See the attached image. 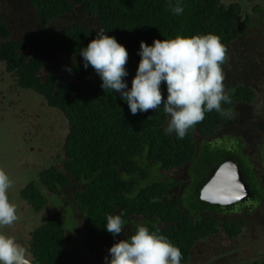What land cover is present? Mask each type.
<instances>
[{
  "label": "trees",
  "instance_id": "1",
  "mask_svg": "<svg viewBox=\"0 0 264 264\" xmlns=\"http://www.w3.org/2000/svg\"><path fill=\"white\" fill-rule=\"evenodd\" d=\"M24 1L44 26L75 14L94 22V26L79 21L68 23L56 35V50L69 60L67 68L72 69L67 71V77L73 82H67L60 78V69L49 64L44 51L28 56L25 41L11 40L9 29L0 17V62H4L7 70L16 75L20 89L40 95L69 122L66 171L84 186L77 191L74 199L90 222L87 234L89 245H98L108 233L104 228L108 215L121 213L126 218L132 213L161 214L168 219L169 214L182 222L170 229H155L154 232L166 236L186 257L194 241V232L197 237L202 236L209 228L202 227L201 223L198 228L189 224L192 218L188 210L179 208L178 202L174 203L175 206L168 201L163 202V198L156 196L154 186L149 189L141 187L140 191L134 192L135 182L124 181L125 175L132 174L138 167L149 168L147 165L151 162L165 169L193 165L199 157L204 160L210 155L212 162L216 163L212 166L215 171L222 162L236 159L237 155L230 154L223 146L213 144L210 146L213 149H207L209 145L206 142L199 147L195 139L196 134L214 136L228 115L221 116L215 111L206 113L204 120L190 129L183 139H177L174 133L165 135L163 130L167 127L168 116L162 105L156 111L132 115L118 94L103 91L101 80L91 67L84 69L79 52L95 38V31L103 28L129 53L126 64L129 76L126 79L130 86L140 60L138 50L141 41L151 45L153 39L214 34L227 48L226 63L222 67L231 103H222V108L229 113L235 109L236 103H249L254 98L249 84L242 81L234 83L235 78L225 73L226 70L230 73L232 66L236 69L240 66L242 59H235L228 48L240 38L239 33L246 23H239L237 10L234 7L228 9L223 0H179L184 8L180 16L170 11V6L177 0ZM228 65L229 69L226 68ZM248 65L250 67L246 71H253L256 76L257 66L250 62ZM244 76V79H253ZM43 180L49 192L55 195L62 194L57 187L59 184L66 186L69 183L64 173L56 171L45 173ZM23 192L37 210L46 205V198L35 186L29 185ZM63 216L62 213L51 214L34 231L32 254L37 264H59L68 256ZM251 264H264V260Z\"/></svg>",
  "mask_w": 264,
  "mask_h": 264
},
{
  "label": "flooded vegetation",
  "instance_id": "2",
  "mask_svg": "<svg viewBox=\"0 0 264 264\" xmlns=\"http://www.w3.org/2000/svg\"><path fill=\"white\" fill-rule=\"evenodd\" d=\"M223 1L228 9L234 7L237 10L239 23H246V27L239 33L240 38L228 48L235 59H242L240 66L238 69L232 66L235 71L230 69V73L228 70L225 73L235 78L234 83L242 81L249 84L254 98L249 103H236L235 109L228 113L216 134L212 137L199 135L197 143L200 147L206 142L209 145L207 149H213L210 146L218 144L227 148L230 154L237 155L236 159L228 162L235 163L240 169L250 192L249 197L225 206L202 200L203 187L218 169H212L216 163L212 162L210 155L204 157V160L199 157L193 165L165 169L151 162L147 165L149 168L138 167L132 174L125 175L124 180L135 182L134 192L140 191L141 187L149 189L154 186L156 196L163 198V202L168 201L172 206L178 202L179 208L188 210L192 218L189 224L198 228L201 223L202 227L209 228L202 236L197 237L196 231L194 232V241L181 264H251L264 260V255L261 259H253L260 256L256 249H251V253H243L246 244L255 240L256 230L264 229V0ZM14 3L18 6L17 9ZM23 5L40 22L35 11L24 0H4L3 6L0 5V17L7 15L10 19V11L16 12ZM9 19L2 20L9 29L11 40L25 41L28 45L25 53L28 56L43 51L33 48L31 39L34 34L24 28L21 19L18 23L9 22ZM40 25L44 29L48 28L42 22ZM248 62L257 66L256 76L253 71H246L250 67ZM54 65L59 69L57 64ZM226 68L229 69V65ZM59 74L62 80L73 82L67 77V70L61 68ZM244 75L253 79H244ZM16 78L15 74L7 70V65L0 62V83H3V88L0 87V169L5 171V163L14 167L9 173L6 172L13 181L8 195L10 201L17 206L19 215V220L3 231L15 237L28 250L31 263L37 264L32 254L33 233L53 213H70L75 221L70 230H66L68 256L59 264H66L73 255L72 260L76 264H104L108 249L119 240L130 238L138 226L144 225L153 231H163L182 222L169 214L168 219H165L161 214L151 216L132 213L126 218L122 216L125 224L120 235L113 237L107 233L98 245L90 246L87 241L89 219L81 213L74 199L77 191L84 186L66 171L69 159L66 152L67 137L70 134L69 122L63 115L68 129L66 131V127L56 121L57 110L51 108L45 100L39 106L32 102L26 109H17L15 105L20 101L17 94L24 90L18 87ZM57 117H61L60 111H57ZM198 153L202 156L201 150ZM224 163L227 162L224 161L221 165ZM54 171L64 173L69 180L68 185L57 186L61 189V195L50 193L43 180L45 173ZM15 175L17 176L13 178ZM29 185L35 186L46 198L47 203L43 209L37 210L34 203L24 196L23 191ZM58 208L60 210L55 211ZM70 234L77 238L73 246L69 242Z\"/></svg>",
  "mask_w": 264,
  "mask_h": 264
},
{
  "label": "clouds",
  "instance_id": "3",
  "mask_svg": "<svg viewBox=\"0 0 264 264\" xmlns=\"http://www.w3.org/2000/svg\"><path fill=\"white\" fill-rule=\"evenodd\" d=\"M170 11L180 16L184 8L177 0ZM95 33V38L80 49L83 67L86 70L91 67L101 80L103 91L118 94L132 115L156 111L162 105L169 117L164 134L174 133L177 139H183L202 122L206 113L228 115L222 108V103H231L222 67L226 63L227 48L218 36L153 39L151 45L141 41L140 60L129 86L126 47L114 36L107 35L103 28ZM66 70L72 71L70 67ZM12 187V179L0 169V264H31L28 250L3 231L19 220L17 206L8 195ZM124 224L122 214L108 215L104 228L116 237L122 233ZM182 259L180 248L166 236L140 225L130 238L121 239L108 249L104 264H181Z\"/></svg>",
  "mask_w": 264,
  "mask_h": 264
},
{
  "label": "rangeland",
  "instance_id": "4",
  "mask_svg": "<svg viewBox=\"0 0 264 264\" xmlns=\"http://www.w3.org/2000/svg\"><path fill=\"white\" fill-rule=\"evenodd\" d=\"M4 0H0V5L3 6ZM2 3V4H1ZM15 9H17L15 3H14ZM11 17L10 19L8 18L7 15L5 17L2 15L1 18L4 20L14 21L15 23L19 22V19H21V22L24 23V28L29 31V33H33L34 35L32 36L33 39H31V43H33V48L34 49H41L43 50L48 59H49V64H57L59 69L63 68L65 69L67 67V62H66V57H63L58 54L56 50V35L59 31V29L63 26H65L68 23L74 22V21H79V22H86L94 26V22L91 21L90 18L81 16L79 14L71 15L68 16L64 19L57 20L54 22L52 25L48 26V28L44 29L43 26L40 25V22L31 14L30 9L23 5L18 8V10L15 12V10L10 11ZM6 84V81L4 82ZM3 83H0V87L2 86ZM3 88V86H2ZM1 88V89H2ZM17 98L20 100L15 106L17 109L21 110L23 108L26 109V107L29 105L31 106V103L34 102L40 105L41 101H44V99L40 96L35 94L32 91H21L20 93L17 94ZM45 102V101H44ZM58 111V110H57ZM57 111H56V121L59 122V124L64 125L66 127V131H68L67 126L64 124L65 118L63 114L60 112L61 117H57ZM30 112V111H29ZM169 120V117H168ZM195 139L199 140V135H195ZM233 143V140H231ZM5 172L10 171V169H14V167L10 163H5ZM17 175L13 176L15 178ZM67 196V195H66ZM60 210L55 209V211ZM22 216L24 214L22 213ZM64 219V224L66 227V230H70L71 226L74 224V220L71 217V214L67 212L63 216ZM70 240L69 242L71 243V246H73V242L77 240V238L73 235H69ZM255 240H253L251 243H247L245 246V249L243 250V253L245 254L246 251L251 253V249H256V252L260 254L255 256L253 258L254 260L261 259L262 255H264V229L260 228L256 230V234L254 235ZM72 259H74V256H71ZM68 259L66 261V264H76L75 260ZM253 260V261H254ZM88 263V261H87Z\"/></svg>",
  "mask_w": 264,
  "mask_h": 264
},
{
  "label": "water",
  "instance_id": "5",
  "mask_svg": "<svg viewBox=\"0 0 264 264\" xmlns=\"http://www.w3.org/2000/svg\"><path fill=\"white\" fill-rule=\"evenodd\" d=\"M232 174H235V180L231 179ZM233 184H239L241 188L234 189L231 187ZM235 195H239L240 199H235ZM249 195V189L243 180L240 169L233 162L222 164L201 191L203 201L224 206L240 202Z\"/></svg>",
  "mask_w": 264,
  "mask_h": 264
},
{
  "label": "snow or ice",
  "instance_id": "6",
  "mask_svg": "<svg viewBox=\"0 0 264 264\" xmlns=\"http://www.w3.org/2000/svg\"><path fill=\"white\" fill-rule=\"evenodd\" d=\"M231 179L232 180H235V174H232L231 175ZM231 187L234 188V189H239V188H241V185H239V184H233V185H231ZM234 198L235 199H240V196L239 195H235Z\"/></svg>",
  "mask_w": 264,
  "mask_h": 264
}]
</instances>
